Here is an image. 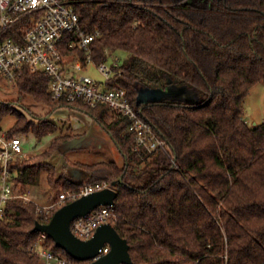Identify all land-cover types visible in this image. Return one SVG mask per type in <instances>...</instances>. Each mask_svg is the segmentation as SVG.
<instances>
[{"label": "trees", "instance_id": "1", "mask_svg": "<svg viewBox=\"0 0 264 264\" xmlns=\"http://www.w3.org/2000/svg\"><path fill=\"white\" fill-rule=\"evenodd\" d=\"M73 7L84 32L94 35L93 62L124 56L111 66L108 88L125 90L133 108L167 141L169 153L135 152L127 118H115L105 105L54 101L50 78L25 70L13 81L22 93L51 112H87L110 134L124 163H78L84 176L65 177L48 162L64 140L54 141L37 158L10 161L14 191L25 193L43 172L49 183L70 192L114 184L110 224L127 241L133 264H264V120L250 126L244 119L246 96L264 84V0H73ZM65 53L84 64L83 50ZM141 88L182 89L193 101H141ZM9 115L16 121L7 137L32 133L41 140L57 128L0 101V123ZM54 212L9 200L0 216V264H40L31 248L41 233L33 228ZM46 248L70 264H86L50 237Z\"/></svg>", "mask_w": 264, "mask_h": 264}, {"label": "built area", "instance_id": "2", "mask_svg": "<svg viewBox=\"0 0 264 264\" xmlns=\"http://www.w3.org/2000/svg\"><path fill=\"white\" fill-rule=\"evenodd\" d=\"M94 35L86 34L80 18L73 7V0H0V75L13 82L23 71L43 73L50 78L49 93L54 101L82 102L91 108L107 106L117 119L130 121L127 132L134 136L135 152L169 153L167 141L161 137L153 125L144 119L131 105L125 90L121 87L108 88L113 72L106 61L97 65L103 81L89 76L70 73L66 61L72 57L65 52L69 49L86 53L84 65L93 63L89 45ZM77 56V55H76ZM78 57V56H77ZM79 58V57H78ZM115 62H119L116 58ZM114 63L112 66H117ZM23 156L19 135L7 137L0 129V216L9 200L23 199L12 185L9 163ZM173 161V159H172ZM174 162V161H173ZM113 188L112 184L96 182L85 185L75 192H62L46 207L37 206L45 215L62 207L66 200H75L93 192ZM115 219L112 206H100L88 216L77 218L71 223L72 233L82 240L91 238L97 228ZM48 236L41 233L31 253L40 257V264H70L63 254L55 255L46 248ZM109 251L105 245L100 256Z\"/></svg>", "mask_w": 264, "mask_h": 264}, {"label": "rangeland", "instance_id": "3", "mask_svg": "<svg viewBox=\"0 0 264 264\" xmlns=\"http://www.w3.org/2000/svg\"><path fill=\"white\" fill-rule=\"evenodd\" d=\"M116 58L121 62L124 58L122 54L110 56L106 66H112ZM70 73L75 75L89 76L93 80L103 81V76L98 70L95 62L85 66L82 61L73 55L66 61ZM139 94L141 101L163 99L169 97L183 98L193 101L190 97H185L182 89L171 91L145 89ZM0 101L12 102L14 107L23 113L27 119H47L57 128L52 135L37 139L30 133L27 136H20L23 147L22 159L34 158L49 152L50 145L55 141H62L58 151L48 160L56 167L58 174L65 177L77 178L84 176L85 172L76 168V164H91L100 161H114L118 165H123L124 159L110 134L91 115L77 108L58 107L51 112L48 105L36 102L32 97L22 93L13 82L6 80L0 75ZM244 119L250 126L260 124L264 120V84L254 85L244 100ZM16 117L6 116L0 123V129L6 131L13 126ZM60 182V181H59ZM62 192H66L58 184H51L47 181V173H41L40 181L37 185L29 186L25 193L28 201L37 206L46 207L51 201ZM18 195L23 192L16 190Z\"/></svg>", "mask_w": 264, "mask_h": 264}, {"label": "water", "instance_id": "4", "mask_svg": "<svg viewBox=\"0 0 264 264\" xmlns=\"http://www.w3.org/2000/svg\"><path fill=\"white\" fill-rule=\"evenodd\" d=\"M116 197L114 188H105L81 196L57 209L48 223L37 222L33 231L45 233L57 247L79 262L133 264L127 241L119 236L112 224L99 226L88 240L78 238L71 231V223L75 219L88 216L100 206H113ZM105 245L109 246V251L100 256V251Z\"/></svg>", "mask_w": 264, "mask_h": 264}, {"label": "crops", "instance_id": "5", "mask_svg": "<svg viewBox=\"0 0 264 264\" xmlns=\"http://www.w3.org/2000/svg\"><path fill=\"white\" fill-rule=\"evenodd\" d=\"M24 155V154H23Z\"/></svg>", "mask_w": 264, "mask_h": 264}]
</instances>
